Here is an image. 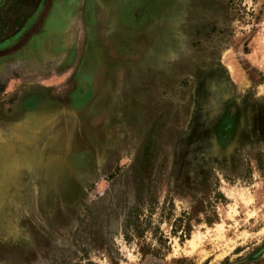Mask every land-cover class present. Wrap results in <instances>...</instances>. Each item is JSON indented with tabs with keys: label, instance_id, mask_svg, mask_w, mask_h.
I'll list each match as a JSON object with an SVG mask.
<instances>
[{
	"label": "rangeland",
	"instance_id": "rangeland-1",
	"mask_svg": "<svg viewBox=\"0 0 264 264\" xmlns=\"http://www.w3.org/2000/svg\"><path fill=\"white\" fill-rule=\"evenodd\" d=\"M132 6L93 55L35 34L0 58V264H264V0ZM5 11L0 51L41 14ZM72 60L95 81L10 115Z\"/></svg>",
	"mask_w": 264,
	"mask_h": 264
},
{
	"label": "crops",
	"instance_id": "crops-1",
	"mask_svg": "<svg viewBox=\"0 0 264 264\" xmlns=\"http://www.w3.org/2000/svg\"><path fill=\"white\" fill-rule=\"evenodd\" d=\"M125 1L126 0H119L118 2H116V0H52L50 8L37 36L39 38L41 37L40 41L48 42L53 46L52 49L54 51V55L50 56L63 55V52L61 51H66L70 41V53L73 49H77V47L79 49V53L74 54V56L84 57L93 55L89 54V48L84 49V45H82L84 41L88 43L95 41L110 42L112 40H116L115 38L118 36L121 39H126V36H121L125 34L118 33L116 36V32L112 28L113 25H111L112 18L117 17L116 11L125 6ZM31 2L33 3L32 5L30 4ZM130 2H133L131 9L144 10L143 13H139V15L141 14L140 18L146 24L147 21L145 19L147 10L157 7L156 5L159 0H130ZM43 4L44 0H0V7L5 8V15L10 16L12 20L17 19L18 22V19L21 16H25L30 13L33 14V19L28 24H32L35 18L42 13L43 10L41 9L44 8L45 5ZM26 9H32L33 11L25 12ZM128 18H130V16ZM78 41H80V43ZM71 62V65L66 66L65 70L59 71L56 69L55 71L57 73L55 75L52 73V68L48 70L44 67L46 73L43 76V80L45 81V84L40 85L30 83L27 87V90L30 92H25L28 93L27 95H30L29 98L26 101L23 96L20 97L11 106L10 115L13 116V114L18 112L23 104H29L31 101L48 103L49 99H51L52 102H50V106L56 105L57 103L65 104V101L62 100L61 97L53 95L52 90L55 86H58L56 83L61 82V78H63L66 74H68L67 78L66 76L64 78L66 79L65 81H67L66 83L71 81L74 85L77 84V86L78 84L79 86L80 84L83 86L85 77L91 78L89 81H95L93 71L88 70L85 66H77V60H72ZM75 62L76 64H73ZM49 64H51V62H49ZM1 73H3V71L0 72V74ZM51 78L55 79L52 80ZM94 102L95 99H91L88 104V108H90L91 104ZM15 124L18 125V123L11 120L3 125L6 130H9L6 134H12L13 128L16 127ZM3 141L10 143L12 140L4 138Z\"/></svg>",
	"mask_w": 264,
	"mask_h": 264
},
{
	"label": "water",
	"instance_id": "water-1",
	"mask_svg": "<svg viewBox=\"0 0 264 264\" xmlns=\"http://www.w3.org/2000/svg\"><path fill=\"white\" fill-rule=\"evenodd\" d=\"M51 2L52 0H46L43 11L40 14L36 23L28 29V31L22 36V38L17 43H15L13 46L7 49L1 50L0 58L13 55L17 51H19L32 36H34L35 34H38L43 24V21L47 15V12L50 8Z\"/></svg>",
	"mask_w": 264,
	"mask_h": 264
},
{
	"label": "trees",
	"instance_id": "trees-1",
	"mask_svg": "<svg viewBox=\"0 0 264 264\" xmlns=\"http://www.w3.org/2000/svg\"><path fill=\"white\" fill-rule=\"evenodd\" d=\"M231 115L228 113L225 115V117L223 118L221 124H220V130L227 134V135H231L234 131V126H232V122H231ZM228 121H230V124H227L229 123ZM230 126V127H229Z\"/></svg>",
	"mask_w": 264,
	"mask_h": 264
},
{
	"label": "clouds",
	"instance_id": "clouds-1",
	"mask_svg": "<svg viewBox=\"0 0 264 264\" xmlns=\"http://www.w3.org/2000/svg\"><path fill=\"white\" fill-rule=\"evenodd\" d=\"M177 59H179V57H177Z\"/></svg>",
	"mask_w": 264,
	"mask_h": 264
}]
</instances>
